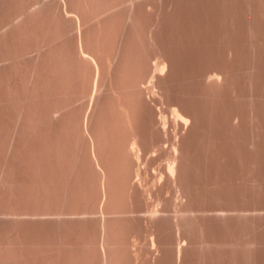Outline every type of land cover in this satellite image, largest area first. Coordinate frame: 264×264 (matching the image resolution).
<instances>
[{"label":"rangeland","instance_id":"obj_1","mask_svg":"<svg viewBox=\"0 0 264 264\" xmlns=\"http://www.w3.org/2000/svg\"><path fill=\"white\" fill-rule=\"evenodd\" d=\"M141 1L138 0V2H141ZM146 2H147V0L145 2H143L144 5H143V3L141 4L143 8L146 9V6H147V8L149 9L151 7L149 4H153L154 6L152 5V7L156 6L157 9L155 11H157V12L154 13L153 9H155V8L151 7L152 9L151 8L150 9L153 11H151L148 14H145L144 10L141 11V7H140L141 5L139 3H137V4L140 6H138V9L136 7V9L140 10L141 12H144L143 15H147L144 17L140 16L141 19L144 18L145 22H146V20H148L149 23H154L155 25L157 24V27L155 29L157 36H156V33H154L155 34L154 35L152 32H150L151 31L150 27H149L150 24L147 22L142 23L141 21H144V20L140 19L141 21L139 20V22L142 23V24L140 23V26H142L143 24L144 25L146 24L145 26L146 27L148 26L149 30H150L149 31L148 28H146L143 25V27H145V29L143 28V31L148 30L147 33L144 32L145 34H148V35H143L142 33L141 34L144 37L147 36L146 38H148V39L151 36L150 38L152 40H150V39H149L150 41L148 40L149 41V44H147L148 46L146 45V43L148 42L147 41L145 43L146 47L144 46L143 42L140 44V45L143 44V46L138 47L139 46L138 42L140 41V38L141 37L143 38V36L139 32L141 27L139 30L136 28L140 35H138V33H136L137 31L135 32L138 35L137 38L139 39V41H135V38H136L135 35L136 34L135 35L132 34V32H133L132 30L135 27L132 28V26L129 25L130 28L128 26H127V28L132 29L131 31L129 30V32H131V33L128 32L129 36L130 35L135 36V37H131V36L130 37L134 38L133 42H135V44H138V46H136L133 42L131 43L130 40H129V43H131V45L134 44L133 47L136 46L138 48V52L140 51L139 55H142L144 57V59H142V60L143 61L148 60V63L152 61L151 63L154 64V62L155 63L158 62L162 57H163V59L165 57L166 58L168 57L170 63L168 62V58H167V60L165 58V62L169 63L168 68L169 67L170 68H169L168 73L166 72V74H167V75H165L166 77L165 76H164L165 78L162 77L164 80L161 78V80H163L162 81V85L164 86L163 90H160L158 87V85L160 86L161 84H157L158 88L156 87L157 88L155 90L156 94L154 93L155 92L154 90L147 89V91H146V89H145L144 93H146L149 96V98H148V96L145 95L147 98V102H145V101L144 102H145V104L147 103L148 105L145 106V109H143V106H142V108H140L142 110H139L140 113H138V114H141V111L145 110L143 112V114H145V115H143L142 117L139 115L137 116V117H140V118H137V121L139 119L138 123L140 125V128H139L140 130L139 129L137 130V128L139 126L138 124H136L137 121L134 122L137 126L136 131L137 132L139 131L138 133H141V136H142L141 139H143L142 141L144 142L141 144L148 145L147 151L143 154V151H145V150H142V152H141L142 154L140 155V157H138V155L135 152H133V153L128 152L129 153L128 155L126 152L124 154H126L127 157L124 155L123 157H126V158L124 159L125 161H122L123 163L126 162L125 165L130 164L129 166L131 167L130 174L132 173L133 180L130 177L131 181L128 180V182H131V183L134 182V184L132 183L133 184L132 187H134L135 183L138 180H140L139 181L140 184L137 183V185L141 190H142V188H144L146 193L141 191L139 188H135L137 186H135L134 189L130 188L128 186V184H130V183H128L126 185L130 188V191L135 190L134 192H132V194L137 191V193L134 194V197H133V195H131V192H129V194L132 197L131 196L128 197L127 196L128 191H126V192L124 191L125 188H127V187L124 185V187H125L124 188L121 185L124 183H127L128 178L126 179L125 177H127V175L129 174L128 173L129 171L128 172L126 171L125 165L123 163L122 164L124 166L119 164L121 166L119 168L118 167L116 168V169H119L120 171L125 170L124 174H126V176L124 175L125 176L124 177L122 175L123 179H125V182L124 183L121 182L122 180L120 178L119 179L121 181L118 178H117V180L120 181L119 182L121 184L120 187H123L122 189L125 192L124 196L125 197L127 196L126 197L127 199H125V200L123 199L124 196H122V195L124 192H122L121 193L122 195L121 194L120 195L123 198L121 196L119 197V199L122 198V199H120L121 203H119V200H118L119 194H117V191H116L117 195H115V193H114L113 196H111V200L115 196L114 199L116 201L118 200L117 201L118 204L119 205L121 204L122 206H127L128 204L134 203V206H132L133 204L130 207L127 206L128 207L127 209L129 210V208H130V210H131V208H134V210L138 211L139 215L138 214H137V216L133 215V214L137 213L136 211H135V213L130 212V214H131L130 216H134V218L130 217V216L128 217L126 215L127 216V217L125 216L126 220H124L125 214H123V219L122 218H121L122 220L119 219L121 222H118L119 220L116 221L117 223L114 222L117 217L113 221L114 224L110 222L112 225L116 224V226L118 227V229L116 228V230L117 231L119 230V232H116L119 234V236H117L118 234L116 235L114 233L116 236L112 235L111 239L113 236L116 237L115 239L112 240L113 243H115L114 240H117L119 242L118 239L122 238L121 243L119 242L120 245H122V246H121V249H119V250L113 249L112 250V251H114L113 255H112L111 251H109V254L111 256L115 257L116 253L121 250L122 255L120 254V252H118L117 257L118 256H122V257L121 258L118 257V259L121 261H119L117 259L120 263H115L118 261L111 263L112 261H114L116 259L113 260L114 257H111L109 255L110 259L112 260L111 262L109 260V263H111V264H264V0H148V2H147L148 5L146 4ZM148 9H146V10H148ZM0 11H3V7H2V10L0 7ZM148 11H150V10H148ZM148 11H146V12H148ZM2 14H4V13L0 14L1 17H2ZM139 15H142V13L141 14L139 13ZM145 17H147V18L145 19ZM52 23L53 22L51 21L50 26H52L51 25ZM54 25L52 26L53 27L52 29H55L57 27L56 23H54ZM153 26L154 25H151V28H153ZM154 28H155V26H154ZM154 28L152 29V31L154 30ZM125 30H122V32H124ZM17 31H18V33L21 32L19 29H17L16 32ZM125 32L127 33V31H125ZM149 32H150V34L152 33L154 36L157 37V38L154 37L155 39H157V42H156V40L154 41V38H152L153 37L152 34L149 36ZM22 33H23V35H22L23 41L21 40V38H22L21 36L17 37V35H21ZM128 33H127V35L126 34L125 35L128 36ZM122 34H124V33H122ZM17 35H16V37H17L16 40L19 39V41L21 40L22 43L23 42L25 43L24 40H26L25 39L26 36H24L25 35L24 30L20 34H17ZM125 35H123V36L125 37ZM27 36L29 37V35H27ZM129 36L125 37L124 40H126V39L128 40ZM139 36H140V38H139ZM19 37H21V38H19ZM146 38H143V40H147ZM28 39L26 41H28ZM2 40L3 39H1V42H2ZM109 40H112V39H109ZM109 40H108V43L110 42ZM131 40H133V39H131ZM143 40L141 39V41H143ZM152 41L154 43L156 42L155 43L156 46H155V44H153ZM3 42L5 43V41H3ZM16 42L17 41L14 42L16 44L15 46H17V44H18ZM30 42H31V39L29 42H26L27 44H25V45L28 46L29 45L28 43H30ZM127 42L128 41H126L125 43L127 44ZM104 43L108 44L106 41ZM111 43H112V41H111ZM111 43H109L108 45L110 46ZM20 44H21V42H19V44H18L19 47L22 45V44L21 45ZM3 45L4 44L1 45V48H4V47H2ZM104 46H106V45L104 44ZM19 47L17 48L18 51L21 48V47L20 48ZM108 47H106V49ZM127 47L128 46H126L125 48H127ZM133 47H131V48H133ZM136 47H135V49H137ZM24 48H26V47H24ZM113 49H114V46H113V48L111 47L110 49H107L106 51H108V50L112 51ZM135 49H134V52L136 51ZM158 49H159V51H158ZM14 50H16V49H14ZM0 51H3V50L1 49ZM4 51L5 52L7 51V45H6V48L4 49ZM18 51L17 52L14 51V53H19ZM128 52H130V50ZM138 52H137V54H138ZM158 52H160V53L163 52L164 55H159ZM2 53L0 52L1 55L6 54V53H3V54ZM20 53L22 55L23 52L21 51ZM129 54L130 53H128L127 56ZM131 54L136 55L133 52ZM139 55H138V58L139 57L142 58V56H139ZM17 56L13 55V57H17ZM19 56H20V54H19ZM160 56H162V57H160ZM21 57H23V56H21ZM21 57H18V59L20 58L23 60V58H21ZM135 57H137V56H135ZM129 58H131V56ZM18 59L17 58L14 59L15 63H17ZM20 59L18 61L19 63H20ZM27 59H28V57H27ZM27 59L25 58L24 60H27ZM131 59H133V58H131ZM163 59H161V60L164 61ZM22 60H21V63L24 61V60L23 61ZM135 60H136V58H135ZM137 61H139V60H136V64H138ZM30 62L32 63V61H29V63ZM139 62H141V61H139ZM144 62H145V64L147 63V61H144ZM23 63L26 65L25 61ZM151 63H149L148 65L147 64L143 65L142 67L146 66L145 68H147V66H150ZM136 64L134 67H136ZM142 64H143V62H142ZM6 65L8 66V64H5V66ZM1 66L4 67V65H2V64H1ZM16 66L18 68H16ZM138 66H139V64L137 65V69H139ZM21 67L19 64L18 65L15 64V68L17 70L19 68L22 70H24L26 68V66L24 68V65H22ZM142 67H140L139 70H141ZM152 67H153V65H152ZM10 68L12 69V67H9V71L11 73L12 71L10 70ZM2 69H3L2 72L4 74H6L4 72V70L7 71L8 68H7V70H6V68H1V70ZM137 69H136V72L138 71L140 74L142 71H139ZM147 69H145V70H147ZM149 69H151V70H149ZM149 69H148L149 71H147L146 73H150L152 75V73H151L152 68L149 67ZM22 72H19V70H18L17 73L22 74ZM131 72H132V70H131ZM134 72L135 71H133L132 74ZM136 72L134 74H137V76H139L138 78L144 79V78H142L141 74H140L141 75L140 76ZM217 72L220 73V76L217 75V77H219V79L222 77V79L217 80V77L214 76L215 74H217ZM10 73L8 72L9 76H8V74H7V76L12 78L13 76ZM23 73H25V71ZM4 74H2V76ZM142 74H145V73H142ZM0 75H1V73H0ZM151 75L148 76V79L150 78ZM4 76L7 77L6 75H4ZM145 76L146 75H144V77ZM210 76H214L211 78L212 82H213V78H216V79H214L215 80L214 82H219V81H221V82H219V83L213 82L214 85L215 84H218V85L217 86L216 85L210 86L212 84V82L209 81ZM3 77L0 78L1 79L0 81H2V82H3L2 79H5V77L4 78ZM8 77L6 78L7 80H8ZM146 78H147V76L144 79V81H145L143 83L144 86L145 85L148 86L150 79H151L150 78L149 80L146 81ZM13 79L16 80V77H13ZM15 80H12L14 86H15V84H14ZM158 81H160V79ZM158 81H157V83H158ZM208 81L211 83L210 85H209ZM2 82H0V84ZM5 82H7V81H5ZM15 82H17L16 83L17 86L20 85L17 80ZM5 84L7 85L8 83H4V85ZM6 85L4 86V88H6ZM163 86L161 87V89L163 88ZM1 88H2V90L4 89L3 83H2ZM146 88H148V87H146ZM4 90L2 91V93L1 92L0 93H1V95L3 94V92L7 93L5 95L3 94L4 96H7V98L4 96L3 97L5 98V100L6 99L9 100V98H8V96H9L8 91L9 90L8 91L7 90L4 91ZM152 91H154V92L152 93ZM19 92H20L19 94L23 95L22 93L24 91L20 90ZM62 97L66 98L67 96L65 94V96H62ZM68 97L70 99L71 96L68 95ZM10 100H12V99L10 98ZM68 101H70V100H68ZM6 102L8 103V101H6ZM16 102L20 103V101H18V99L15 100L14 104L12 102L11 103L9 102V103L12 105H17V104H15ZM44 102L45 101H43L42 103H44ZM4 103H5V101L0 104V108L2 106H4V109H1V111L4 110L3 113H4V115L7 116L8 112L11 111V109H12V105H9V103L8 104L5 103V105H2ZM42 103L40 105H43ZM81 103H82V101H81ZM45 104H46V102H45ZM8 105L10 106V108H8ZM19 105H20V107L22 106V104H19ZM19 105H17V107H19ZM77 105L79 106V104H77ZM17 107H15V108L13 107V108L18 110ZM20 107H19V110L21 112L22 107L21 108ZM40 107L42 108L44 106H40ZM174 107L175 108L178 107V109L181 108L180 109L181 111L184 110L183 112L186 111L188 113V114H185V113L184 114L189 115L188 117L190 119V124H191V125L189 124V127H184L182 125L177 126L178 124L175 126L176 122H174L175 118H173V115L175 117V114H174V112L172 113V111H174L173 110ZM41 108H39V109H41ZM8 109H10V110H8ZM14 109H12V110H14ZM43 110L46 113L47 110H45V109H43ZM43 110H40V111L43 112ZM40 111L38 110V113ZM12 112H13V114H12L13 116L17 115V113H18V112L14 113V111H11L10 113H12ZM77 112H78V109H77ZM79 112H81V111H79ZM159 113H160V116L162 113L163 114L165 113L168 117V126H167L168 129H167V131H165V133H167V134L163 133L164 130L162 132H159V130H162V129L157 128V127H156L157 128L156 129L154 126L156 124L152 123L153 120L151 122V119H153V118L155 121H156V118H157V121L159 120L158 119L160 117L158 115ZM46 114H45V116H46ZM153 114L154 115L156 114L155 117H152ZM2 115L3 114L0 115V119H1ZM4 115H3V117H4V120L6 122L4 121L2 126H0V129L3 126L5 127L4 124L5 123L8 124L11 121V119L13 118L12 115L10 117L7 116L11 119H8ZM8 115H10V114H8ZM41 115L43 116L44 113ZM19 116L20 115L18 114V116H16V117H19ZM42 116H40V117H42ZM16 117L14 116V118H13V119H15L14 121H16V119H19L20 123H22L21 122L22 120L20 119V117L19 118H16ZM67 117H68V115H67ZM67 117L65 116V119H63L64 121H62V122H61L62 119H59V120L57 119L58 121L57 120L53 121V124H52V120H54V119H52V120L50 119L51 121L49 120V122H45L46 120L42 119L45 117H42L41 119L43 120V123L40 122L39 128H37V125L35 126L37 128V130L33 129L36 132H44L43 134H45V135L46 134L51 135L50 137H52V140H53V138L55 140L58 139L56 141H58L57 143L60 145V149L57 148V146H58V145H56L57 143H55V145L50 144V146L53 147V151L51 150L52 154H51V152H49V151L48 152H49V154H51L50 157H55V158L57 157L58 158V160L53 159L54 161L56 160V162H57V165H55L56 162H55V164H53V166L54 165L56 166L55 167L56 169L50 170V171L54 170L56 173L51 172L52 174L50 176H52L53 174H55V175L58 174L59 177L57 175L56 176L58 177V179L60 178V180H58V181H61V184L59 183L60 185H58V187L56 188L57 191L54 189L55 188L54 187L55 185H54L53 190L56 191V196L58 195L61 197V195H62V199L59 200L60 202L59 201L50 202L51 198L57 200V197H58L57 196L56 198H53L55 196H53V194H51L52 193L51 192L52 191L51 186L53 184H55V182L57 181V177H55L54 175H53V177L56 178V181H55V178H53L55 182H53L52 185H50L48 182L51 189L49 188V190H47V192L51 190L50 191L51 198L49 199L48 197H50V195L48 196V194L47 195L45 194L41 200L42 193L38 196L36 194V192H39L36 186H38L40 184L42 185L43 183H46L45 182L46 181L45 176L50 173L49 169L47 168L48 169L47 170L45 168L47 170V171L45 170L47 174L45 173L43 175V171L41 169V168L45 167L44 165H45L47 158L49 156V154L47 155V153H45L47 150H49L48 149L49 146L47 148H43V146H47V145H49L48 143H52L53 141H55V140H53L52 142H50L51 140H47L49 142H47V145H45L43 142L46 140V138L47 139L49 138V137H47L48 136L47 135L46 138H44L45 140L42 139V143H41L42 149L43 150L46 149V151L44 150L45 151L44 153L46 154V156L43 154L46 159L44 158V156L43 157L42 156L40 157V155L36 156L37 157L36 159L42 158L41 160H43V161L45 160V163L41 162V164L44 163V165H41L42 166V167L40 166L41 168L38 167L42 171V176H44V178H42V179H44V180L40 179L39 176H36V175H38V172H39L38 169L36 168V166H37L36 164L39 163L38 165H40L41 160L39 162L37 161L38 163L33 162V165H31V167H30L29 166L30 162H28V160H27L28 159L27 157H29L30 155H28L26 153L28 156L25 155L26 156L25 157L23 155L25 152L22 154L26 158V161H27V163L25 162L26 164L23 162L26 165V168H25L26 173L22 172L23 170L20 169V173H19L20 178L19 179L23 180L24 178L21 176L26 175L25 179L27 180V182H26L27 188L24 185L25 182H23V184L21 183L22 180L20 183L23 185V190H20V189H22V188H20V186H19V188L17 187L18 184H20V183H17L16 187L20 190V192L25 190L24 192L26 193V195L23 193L21 195L20 192H19V195L21 198H22V196L23 197L26 196V198H22L23 200L22 199L20 200L19 199L20 197H18L17 199L14 198V196L12 197V198L16 199V201H18V202L14 201V204L16 206L19 204L18 208L21 205L26 206V207H20V209L18 210L19 212H23V210L21 211V208L22 209L26 208L30 212H32L33 214L35 211L40 212L38 210H41V209H42L41 211L43 212V211L47 210L48 207H49V209L53 208V210L54 209L57 210V208H58V210H62V209L64 210L65 207L62 204L64 203L63 199H65V198H63V194H64V197H66L65 195L67 193H68L67 197H69V193H70V194H72L71 196L73 197V199L67 200L66 202L70 203V205L73 204L74 209L77 208L80 210V212H83L86 210L89 211V208L91 209L94 206H95L94 208H96V204H95L96 202L95 201H96L97 197H95L96 196L95 192H97L96 187L98 186V184L96 187L93 185L95 187L94 188L91 185V183L93 181L92 177L94 178L93 174L95 175V177H97L98 175L95 174L94 171H93L94 173H92V171H91V170H93L92 165H90V167L92 169H90V167H89V164L92 163L91 157H89L90 159H87L88 157H87L86 153H84L85 152L84 149L86 148L87 144H84L85 139L83 136H82L83 138H81L83 141L80 139V136L82 135V133L78 132L79 131L78 128L80 126L79 125L80 123L79 124H77L75 122L73 123L72 121H75V120H72V119L71 120L67 119V120H69V121H67L66 120ZM68 118H70V117H68ZM13 119H12V121H13ZM41 119L39 121H41ZM46 119H47V116H46ZM48 119H49V117H48ZM148 119H149V123H147ZM8 120H10V121H8ZM24 121L25 120L23 119V122ZM39 121H37L36 124L39 123ZM150 122L152 124H154L152 127H153V129L155 128L156 130L153 131L152 129H150V128H152V127L148 126V124H150ZM16 123H18V122H16ZM25 123H26V125L29 124L26 121H25ZM25 123H23V125H22L23 127L21 128V130L26 127V126H24ZM156 123L160 124V120ZM30 124H31V122H30ZM118 124L120 126H123V125H121V123H118ZM152 124H150V126ZM18 125L19 124H17V126ZM125 125H128V123H125ZM125 125L123 127H121V129L123 128L122 130H125V132L120 130L121 131V133H120L118 130L120 128H118L117 129L118 131H116V132H119L121 134V135L118 134V136L120 135L119 136L120 138L125 133H128V135H129V132L126 131V129L124 128V127L128 128ZM10 126H12V125H9V127ZM14 126L19 129V127H17L14 122H13V126L11 127V129ZM28 126H27V128H29ZM108 126H106V127L108 128ZM110 126H109V128H110ZM180 126H182V128ZM114 127H115V125H114ZM158 127H160V126L158 125ZM16 128H15V130H16ZM11 129L10 130L7 129V134H8V131L11 132ZM80 129H81V127H80ZM12 130H14V129H12ZM15 130L13 133L14 135H15L16 131H19V133H17V132L16 133L22 136L23 133L22 134L20 133V132H22L20 129L16 130V131ZM107 130H108V132H110L109 129H107ZM114 131L115 130H112L111 132L113 133ZM0 132L4 133V132H6V129L3 128V129H1ZM27 132H25L26 135L28 134ZM29 132H31V131H29ZM108 132H106L107 135L109 134ZM35 133L33 131L31 132L32 138H30V139H32V140L34 139ZM78 133L81 135H79L77 137ZM112 133H111V135L114 138L115 133L114 134H112ZM13 134L11 133L10 135L12 136ZM37 134L41 135L42 133L41 134L37 133ZM177 134L179 135V139L181 140V143H180L181 146H180L179 152H181V154H182V155L180 154L182 156V158H180V160L182 159L181 163H180V165L182 164V167L180 166V168L182 170L180 171V169H179L181 182L179 185L175 182V186H174V183L172 185V182L168 178V176H166V178L170 182L167 179H165L164 177H162L164 179H161L159 177L165 176L164 174L167 171L166 165L168 164L167 161L170 160V159H168L170 157L169 154L173 153L172 149H171L172 147L170 145L178 137ZM6 135L4 133L0 137V139H2L3 137L6 138L5 137ZM10 135L9 136L7 135L8 139H10L9 138ZM19 135L16 136L17 139H18V137H20ZM39 135H36V136L40 137ZM174 135H176V136H174ZM28 136L23 135V137L20 138L21 141L24 142V145L22 146L23 148L26 147L25 144L27 142V139H29V137H30V136L29 137ZM44 136H42V138ZM110 136H108V137H110ZM112 136L110 137L111 139H112ZM124 136H125L124 139H126V134ZM129 136H128V138H129ZM16 137H11V139L14 138V140H15ZM24 137L26 140L23 139ZM38 137L35 138L36 140L34 139L33 146L40 147L39 146L40 144L36 145L37 143L41 142V139ZM115 137H116V134H115ZM4 138H3V140H4ZM37 138H38V140L39 139L40 140L37 141ZM110 138H109V140H111ZM128 138H127V142L129 141ZM115 139L116 138L113 139L114 142H116ZM124 139L121 138L122 141L119 140V142H118L119 145L123 142ZM19 140H18V142L20 143ZM32 140H30V141H32ZM103 140H105V138ZM107 140L108 139H106V141ZM113 141L111 140V142H113ZM142 141H140V142H142ZM107 142H106V144H108ZM114 142H113V144H115ZM125 142H126V140H124V143ZM127 142H126V144H127ZM34 143H35V145H34ZM102 143H103V141H102ZM124 143H122L121 145H125ZM110 144L113 145L112 143H110ZM27 146L29 148H31L32 147L31 142H29V144ZM84 146H85V148H84ZM2 147H3V149L7 147V139H6V145L3 143V145H1V147H0V150H3ZM41 147L39 148L40 151H41ZM106 147H108V146H106ZM147 147H144V148L146 149ZM55 148L58 149V151L60 150V153L58 152L56 154V156H55V152L57 150ZM25 149L20 150L21 153H22V151H25ZM35 149L33 150V147H32V150L34 152L38 148L36 150ZM39 149H38V151H39ZM61 149H62V152H61ZM141 149H142V147H141ZM32 150H27V151H32ZM154 150H155V152H154ZM5 151H7V153L8 152L13 153L12 156L15 153V151L12 149H11V152L9 150H7V148ZM12 151H14V152H12ZM33 151H32V153H33ZM170 151L172 153H170ZM1 152H2V156H0V161L3 160V159H1V157H3V155L7 154L6 152L4 154H3V151H1ZM19 152H18V154H21ZM28 153H30V152H28ZM32 153H31V155H32ZM36 154H37V151H36ZM53 154H54V156H52ZM58 154L60 157L57 156ZM116 154H118V153H116ZM120 154H123V153H120ZM132 154L136 155L138 158ZM16 155L17 154L15 153V155L13 157L16 158L17 157ZM88 155H90V154H88ZM108 155H109L108 157L112 156V154L111 155L108 154ZM23 156H21L22 158L21 157L19 158V156H18V159L20 160V162H21V159L24 158ZM116 156H118V157H116ZM116 156L112 157L114 162L113 163L110 162V164H112V166H114V167H116L118 165V163L120 162L119 161L120 155L118 154ZM172 156H174V154ZM7 157H8V155H7ZM7 157H4L3 164H6L5 161L8 162ZM34 157H35V155H34ZM123 157H121V159H123ZM8 158L9 159L11 158L10 155ZM12 158H11V161H12ZM110 158H109V160H110ZM112 158H111V161H113ZM18 159L14 161L15 164H17V162L20 163L18 161ZM34 159H32L30 161H35ZM50 160H52V159H50ZM89 160H90V163H89ZM106 160H108L107 156H106L105 161ZM109 160H108V163H109ZM115 161L117 163L116 166L114 164ZM9 162H10V160H9ZM50 163H52V161ZM106 163H107V161H106ZM7 164H9V165L13 164L14 166H12V167H14V168L11 167L12 169H16V167L18 169L20 168L17 165L15 166L14 163H12V164L7 163ZM20 164L22 165V163H20ZM20 164H18V165L20 166ZM24 164H23V167H25ZM92 164H94V163H92ZM6 165L4 166V165H2V163H0V168L3 166L2 169L5 167L4 170H7V171H9V173H12V172H10V170L8 168L6 169V167H7ZM46 165H47L46 167H49L52 164H46ZM109 165H108V169L111 168V170H112V166L111 165L109 166ZM114 167H113V169L115 170ZM132 167H134L136 169H134ZM51 168H53V167H51ZM121 168H124V170H122ZM22 169H24V168H22ZM31 169H33V171H31ZM133 169L137 172H135ZM97 170L98 169L96 168V171ZM111 170H110V172L114 171V170H112V171ZM12 171H14V170H12ZM35 171H37V174L34 173ZM57 171H58V173H57ZM118 171L117 170L114 171L115 174L113 173L114 175L112 174V176H118L119 175ZM2 172L0 170V173H2ZM4 172L2 173L1 177L8 174V172H7V174H4ZM17 172H19V171H14L11 174V176H13L14 173L16 175H18ZM21 172L23 175H21ZM134 172L136 173L137 176L134 174ZM40 173H39V175L41 176ZM96 173L99 174L100 171L96 172ZM162 173H164V174L162 175ZM181 173H182V175H181ZM109 174H111V173H109ZM120 174H122V172H120ZM166 175H167V173H166ZM50 176H48L47 179H49ZM9 177H10V175H9ZM9 177H7V178H9ZM37 177H39L40 182L41 181H44V182H41V183L39 182L40 183L39 184L38 179H36ZM69 177H72V179ZM98 177H100V176H98ZM128 177H129V175H128ZM14 178H16V177H14ZM14 178H12L11 180L8 179L10 181L9 183H11L12 180H14ZM17 178H18V176H17ZM182 178H183V180H182ZM5 179L6 178H4V180ZM19 179H17V180H19ZM69 179H71V180H69ZM0 180H2V179H0ZM6 180L4 181V183L8 182V180L7 181ZM17 180H15L14 182L16 183ZM36 180H37V182H36ZM52 180H51V182H52ZM74 180L76 183L73 182ZM98 180H99V178L97 179V181ZM135 180H137V181L135 182ZM159 180H161L160 183H158ZM162 180H163V183H162ZM28 181H29V183H28ZM68 181H70V182L68 183ZM94 181L92 184L96 185V183H94ZM112 181L113 182L115 181L113 179V177H112ZM183 181L185 182V185L182 184ZM0 182H3V181H0ZM14 182H12V183L14 184ZM99 182H97V183H99ZM117 182L115 184L113 183L114 184L113 187L115 185L118 186L119 183L117 184ZM167 182H169L171 184H169V183L167 184ZM9 183H5L6 184L5 187H4L5 184L4 185L0 184L1 187L3 186L2 190L10 189L11 187L16 188L13 184L10 185L11 187L7 186ZM56 184H58V183H56ZM67 184H68V187H67ZM141 184H142V186H139ZM181 184H182L183 188H184V186L186 187V190H185L186 192H181L182 188L181 189L176 188V187L180 186ZM86 186L89 188H86ZM182 186H180V187H182ZM39 187H40V192H41V190L42 191L45 190L44 185H43L44 189H42V186H39ZM189 187H190V189H189ZM46 188H47V185H46ZM98 188H99V186H98ZM118 188H119V186H118ZM129 188H128V190H129ZM138 189H139V191H138ZM13 190L14 189H12L10 191H13ZM87 190H89L90 195L92 193L95 196L93 197V195H92L91 197H93V198H91L90 195H88ZM115 190H114V192H115ZM176 190H177V192H176ZM188 190H191V194H189L191 196L190 197L191 199L187 198L188 200H190L189 202H188V200H185L186 196L188 194H184V193H190V192H187ZM6 191L4 193H6ZM10 191H8V193H10ZM93 191L95 194L93 193ZM118 191L121 192V190H118ZM183 191H184V189H183ZM14 192H11L12 195H14ZM16 192H15V194H16ZM44 192L47 193L46 191H43V193ZM99 192H101V191H98V193ZM120 192H118V193H120ZM2 193H3V191H2ZM2 193L0 194L1 195L0 201H3L1 203H3L5 207H7V206L9 207L10 204L11 205L13 204V202H12L13 199L10 196L11 194H7L6 197H7V199H9V201H7L6 199H4L6 197L4 195H2ZM8 195H9V197H8ZM16 195H18V192ZM100 195H98V197ZM189 195H188V197H189ZM2 196H4V198H2ZM71 196H70V198H71ZM38 197H40V199ZM116 197H117V199H116ZM94 198H96L95 201H94ZM128 198L129 199L135 198V200L132 201L133 200L132 199L131 200L132 203H130L131 201ZM66 199H68V198H66ZM98 199H97V203L99 202ZM158 199L160 201H158ZM99 200H101V199H99ZM122 200H124V201H122ZM177 200L182 201V202L184 200L183 205L186 202V205H184V207L181 204H179L183 208H186V209L189 208L190 210H191V208H193L194 211H198V212H196L195 216H194V214H189L193 210H191V211L189 210L190 212L188 213V211H187V213H186V209H185V212L182 214H186V215L189 214V215L184 216L187 218L186 219L187 221L185 219H182V217H180L181 212L179 213L180 215L178 214V212L176 213L177 208L174 207V206H177V207L179 206L178 204H176V203H179V201H177ZM41 201L44 205H42L40 203ZM113 201L114 200L111 201L112 205H113ZM116 201H114V203ZM16 203H18V204H16ZM116 203H115V205H117ZM3 204H1V205L3 206ZM65 204L66 203H64V205ZM98 204H100V202ZM1 205H0V207H1ZM38 205H39V208L37 209ZM70 205H69V208H71V206H72V205L71 206ZM60 206H63V207H60ZM67 206H68V204H67ZM67 206H66V208H67ZM181 206H179V208ZM13 207H14V205H13ZM13 207H9L8 211L4 207H2V208L5 209V212L6 211L9 212V211H11L10 208H12V210H14ZM42 207H44L45 209H43ZM59 207L62 209H59ZM97 207L100 209L99 205ZM112 207H114V206H112ZM182 207L180 208V210L183 212L184 210H182ZM73 208H71V209H73ZM85 208H88V209H85ZM94 208L91 210H94ZM1 209H0V212H2ZM49 209H48V211H49ZM83 209H85V210H83ZM117 209H120V208L118 207ZM127 209L124 211H128ZM154 209H156V210L159 209V210H157V212L159 214H157V212H156L157 215H156L155 219H152V217L154 218L155 213L149 219L148 217L150 216V212ZM164 209L166 212L163 213ZM95 210H97V209H95ZM215 210H216V212H218L217 210H219V212H218L219 215H217L218 213H216ZM29 211H27V213ZM48 211H46V212H48ZM75 211L78 212V210H76V209H75ZM95 212L98 213V210ZM99 212H100V210H99ZM147 212H149V213H147ZM32 213H30V214H32ZM127 213L129 214V212H127ZM151 213H153V212H151ZM175 213L179 216V218L182 219L183 222L185 221V222L189 223V221L191 222L194 219V222L192 221V223H194V224L191 223V225H190L191 227H194V230L190 229L191 227L189 225L186 226V224H187L186 223L185 225L183 224V226H185V229L182 232V230H181L182 225H181V223H180V225L178 224L179 223L178 221H180L181 219L178 218L176 221V217H178V216H176ZM1 214H0V245L3 244L2 247H4L5 244L8 245V248H10L9 250H10V253H12V255H9L10 254L9 250L7 253V251H6L8 249L7 246H6V248L4 247V249H6L5 250L6 252L3 250V248H0L1 251L2 250L4 251V252L0 251V255L6 256L7 260H8V257L10 258V256H12L13 258H14V256H16V258L19 257V259H22V257H23L24 258V259H22L23 262L28 260L26 262L27 264H104V261L100 262L101 260L99 258V252H101L100 253V255H101L102 251H99L101 249H98L97 244L100 247V245H99L100 242H98V243L96 242V246H95L97 248V250H95V251H99L98 254H97V252L95 253V251H92L94 253L90 252L91 247L94 246V244H95L94 241H99L98 240V237H99L98 236V233H99L98 230H100L101 227L100 228L98 227V223L100 222L99 220L101 219V215L97 214L100 218L99 220H98V216L95 213V215H90L91 217L88 215L90 218H88V217L87 218L86 217L81 218V217H83V215L81 214L82 215L81 217L79 215V216L74 217L72 219H68V218L65 219L64 218L65 220L63 219L62 221L58 220L59 218L53 219L51 216H50V218H52V219H50V218L48 219L46 216L43 218H47V219H40L39 218L37 220H34L37 217L34 218V216L30 215L34 219L33 218L30 219L28 216L29 220L28 219L25 220L26 218H24V219H21L22 222L19 219H18L19 222H17L18 220L15 221L16 219L14 217L9 216L11 219H13V218L15 219V220L13 219L15 221L14 222L13 220L11 221V219L6 217L7 216L6 214H4V215L3 214L1 215ZM92 214H93V212H92ZM159 215L161 217H159V219H157V216H159ZM190 215L194 216V217H192V220H190L191 217L188 220V217ZM121 216H118V218ZM123 220H124V222H123ZM182 221H180V222H182ZM175 223L178 224L177 226H179V228L181 227L177 231H176V229L178 227H176ZM116 226H114V227H116ZM159 229H160V231H159ZM189 229L191 231L193 230V232H192L193 237L191 236V233H190V236H188ZM157 230H158V232H156ZM100 232H101V230H100ZM176 232L177 233L179 232V233L176 234ZM152 233H155V235H154L155 238H158L157 233H160L159 237L161 236L159 238L161 241L160 242L161 245L158 244L159 241H157V245L161 246L162 248L157 247L158 250H156L157 248H155V253L157 252V254L159 253V255L152 253V252H154V251H152L153 248L150 245V242H151L150 239L152 238ZM99 235H101V233ZM176 235H179L178 238ZM181 235L188 236V237L182 236L184 239L186 238L187 240H188V238H193V242L191 241V246H190V243L188 244V242H186V249H185L186 251L184 250V248H185L184 247L183 251L185 253H182V255H184V256H183V259L180 260L178 258L177 253L175 255V252L177 251V248H178L177 245L181 241L183 243H184V241H187L186 239L185 240H183V239L179 240ZM87 239L88 240H90V239L94 240L93 245H91L92 243L89 244L90 241H88V242L86 241L88 243L87 247L89 246L88 248H90L89 250L87 247H85V245L87 243L84 242ZM100 239H101V236H100ZM159 239H157V240H159ZM73 241H74V246L70 245V244H72ZM21 242H24L25 246L23 245V247L25 249L24 248L22 249V245L20 246ZM119 243L118 244L115 243V245L118 246V248L120 247ZM83 244H85V245H83ZM115 245L113 248H116ZM149 245L151 247H149ZM70 246H71V248H70L71 252H69V248H68ZM127 246L128 247L130 246L129 248H131V249L128 250L126 248ZM72 247H73V249H72ZM175 247H176V251H175ZM118 248H116V249H118ZM122 248H124V249L122 250ZM21 249L23 250L24 254H25V251L28 253V254L26 253L27 256H24ZM125 249H126V251H125ZM133 249L134 250L137 249V253L139 250V253L136 254V250L134 251ZM160 249H161V251H160ZM115 251H117V252L115 253ZM68 252L71 254H69ZM13 254H16V255H13ZM70 255L72 257H69ZM137 255H139V257ZM176 256H177V260L179 259L178 261H180V262H178L176 260ZM1 257H0V259H1ZM26 257H27V259L25 260ZM100 257L102 258V255ZM74 258L76 259V261H74ZM19 259H18V262H19ZM5 260L6 259H4V261ZM16 260L17 259H15L14 263L16 262ZM10 261L13 264V260H9V262ZM9 262H6V263L10 264ZM21 262H19L18 264H21ZM0 264H5V263L4 262L2 263V261H1ZM15 264H17V263H15Z\"/></svg>","mask_w":264,"mask_h":264},{"label":"bare ground","instance_id":"obj_2","mask_svg":"<svg viewBox=\"0 0 264 264\" xmlns=\"http://www.w3.org/2000/svg\"><path fill=\"white\" fill-rule=\"evenodd\" d=\"M141 1V0H140ZM146 0H142L141 2H138V0H0V7H1V10H2V7H3V11H0V14L1 13H4V14H2V17H1V15H0V50L2 49L3 51H0L1 53L3 52V53H6V54H4V55H1L0 54V67L1 68H6V70H7V68H8V70L7 71H5L4 70V72L6 73V74H4L2 71H3V69L1 70V68H0V73H1V77L0 78H2L4 75H6L7 76V74H8V72L10 73V71H9V67H12V69L10 68V70L12 71L10 74L13 76V77H16V80L19 82V84L20 85H16V83L17 82H15L16 80L15 79H13V77L11 78V77H8L9 76V74H8V80L6 79L7 77H5V79H2L3 80V82L2 81H0V82H2L3 83V88H4V86L6 85H4V83H8L7 85H6V88H4L5 90H9L8 91V98H9V100H5V98L4 97H6L7 98V96H4L5 94H7V93H5V92H3V94L1 95V93H2V91L4 90H2V83L0 84L1 86H0V100L2 101H0L1 103H3L4 101H5V103L6 104H8L9 102L11 103H13L14 104V102H15V100H17L18 99V101H20V103L19 102H16L15 104H17V105H19V104H22V108L20 107V105H19V107L22 109L21 110V112H20V110H19V107H17V105H12V104H10L9 103V105H12V109H14L15 107H17L18 108V110L17 109H14V110H12L11 109V111H14V113L16 112H18L17 113V115H14L15 117L16 116H18V114L20 115L19 117H20V119L22 120L21 122L22 123H20V120L19 119H16V121H14L15 119H13L14 118V116L12 115L13 114V112L12 113H10L11 111H9L8 112V114H10V115H8L7 114V116H11L12 115V119H13V121H12V119L11 118H9V117H7L6 115H4V113H3V111H1V109H4V106H2V105H5V103L4 104H2L1 106V108H0V111L2 112H0L1 114H3L4 116H6L8 119H11V121L10 120H8V121H10L8 124L7 123H5L4 125H5V127L3 126V127H1V129H3V128H5L6 129V132H4L5 133V135L7 134V129H11V127L13 126V122L15 123V125L17 126V124H19L17 127H19V129L21 130V128L23 127L22 125H23V123H25V121L26 122H28L29 124V126L28 125H26V123L24 124V126H26L24 129H22L21 131L22 132H20L21 134H22V136L21 135H19V134H17V133H19V131H16V130H19L18 128H16L15 126L12 128V129H14L15 130V128H16V132H15V135L13 134L14 133V130H12L11 129V132L10 131H8V136L12 133L13 135L11 136L10 135V139H11V137H16V136H20V137H18V139H17V137H16V139L14 140V138H12L11 140L10 139H8V137H7V135L5 136L6 138H4V140H3V138L2 139H0V147H1V145H3V143L6 145V139H7V150H9L10 152H11V149L12 150H14L15 151V153L17 154L16 156V158H14L13 156L15 155V153H14V155L12 156V154L13 153H7V151H5L6 150V148H4L3 149V147H2V149L3 150H0V152L1 151H3V154L6 152L7 154L6 155H3V157H1V159H3L2 161H0V163H2V165H6L7 163H10V164H12V163H14L15 164V160H17L18 159V156H19V158L21 157V156H25V155H30L29 157H27L28 159V162H30V167H31V165H33V162L34 163H38L41 159H36L37 157L36 156H38V155H40V157L42 156H46V154L45 153H47V155L49 154V152H51V150L53 151V147H51L50 146V144H54L55 145V143H57L58 141H56V140H58V139H54L53 138V140H55V141H53L52 140V137H50L51 135H49V134H43L44 132H36V131H34V130H37V128H39L40 127V122L41 123H43V120L45 119L46 121L45 122H49V120L51 119H54V120H52V124H53V121H55V120H59V119H62L61 120V122L62 121H64L63 119H65V116L67 117V115H68V117H70V118H66V120L67 119H72V120H75V121H72L73 123L75 122V123H77V124H79L80 126H79V128H78V132L79 133H82V135L81 134H77V137L79 136V135H81L80 136V139L81 138H83L84 137V139H85V142H84V144H87L86 145V148H85V146H84V150H85V152L84 153H86V155H87V159H90L89 157H91V162L92 163H94V164H92V163H90V160H89V167H90V165H92V168H93V170H91L92 171V173H94L95 172V174H97L98 176H100V177H95V175L93 174V176H94V178L92 177V179H93V181H94V183H96V185L95 184H92L93 183V181H92V183H91V185L93 186H97V184H98V186H99V188H98V186L96 187V189H97V192H95L96 193V196L95 195H93L92 193H91V195L89 194V190H87L88 191V195H90V197L93 195V197L95 196V197H97V199L99 198V199H101V200H99L98 199V201L100 202V204H98L97 203V199L96 198H94V201H95V199H96V208H94V207H92L91 209H93L94 208V210H91L90 208H89V211L88 210H86V211H83V212H80V210L79 209H77V208H75L76 210H78V212L77 211H75V209L73 208V204H71L70 205V203H67L66 201L67 200H70V199H73V197L71 196L72 194H70L69 193V197H67V194L65 195L66 197H64V194H63V198H65V199H63L64 201V203H66L65 205L67 206V204H68V206H67V208H66V206L64 205V203L62 204L64 207H65V211L62 209V208H60V207H63V206H60L59 207V209H62V210H58V208H57V210H53V208H50L49 209V207L47 208V210H45V211H41V210H38V211H40V212H37V211H35L34 212V214L32 213V212H30L28 209H26V208H21V211L23 210V212H19L18 210L20 209V207H26V206H20L19 208H18V206H19V204L18 203H16V204H18L17 206L14 204V201L15 202H18V201H16V199L18 198V197H20V195H19V192H20V190H23V182H25V186H26V182H27V180L25 179V177H26V175H23L22 174V172H25L26 173V170H25V168H26V163H27V161H26V156L23 158V159H21V162H20V160L18 159V161L20 162V163H22V165L20 164V163H18L17 162V164H15V166L17 165L18 167H20L19 169L16 167V169H12V168H14V167H12V166H14L13 164L12 165H9V164H7L6 166V169L8 168L9 170H10V172H14V171H19V172H17V174L18 175H16L15 173L13 174V176L14 177H16L17 178V176H18V178L17 179H19L20 178V169L21 170H23L22 172H21V175H23V176H21V177H23L24 179L22 180V182H21V180L19 179V180H17L16 178H14L13 176H11V174L12 173H9V171H7V170H4L5 169V167L2 169V167L0 168V170H1V172L3 171L4 172V174H7V172H8V176L7 175H5V176H3V177H1V175H2V173H0V179H2V180H0V181H3V182H0V184L1 185H4L5 183H9L10 181L9 180H11L12 178H14V180H12V182H14L15 180H17L16 181V183L14 182V184L11 182V183H9L7 186H10V185H14L15 187L17 186V183H20V184H18V188H19V186H20V188H22V189H18L17 187L16 188H12L11 186V188L10 189H6V190H2L3 188V186L1 187V185H0V192L2 193V191H3V193H2V195H4L5 197L7 196V194H11L10 196H11V198L14 196V198H16V199H14V198H12L13 199V204L10 206L9 205V207H13V205H14V210H12V208H10V210L11 211H9V212H7L8 210H9V207L7 208V207H5L4 206V204L3 203H1V202H3V201H0V203L1 204H3V206L1 205V207H0V209L2 208V207H4L7 211L5 212V209H1V211L2 212H0V214L2 213L3 215L4 214H6L7 216L6 217H8L9 219H11L9 216H11V217H14L13 219L15 220V221H17L18 219L21 221V219H24V218H26L25 220H29V218L31 219V218H33V217H31V216H34V218H36V219H34V220H37V219H49L50 218V216L53 218V219H58V220H63L64 218L65 219H72V218H74V217H77V216H79L80 215V217L83 215V217H81V218H90L91 216L90 215H95V213H96V215L98 214V215H101V219L99 218V216H98V220L101 222H99L98 223V227L100 228V230H101V232H100V230H98L99 231V233H98V240L99 241H94V240H85L84 242L85 243H87L88 241H90L89 242V244L90 243H92L91 245H93V243L95 242V244H94V246H92L91 247V250H90V252H92V251H95V250H97V248L95 247L96 246V242L98 243V242H100L99 243V245H100V247L98 246V244H97V247H98V249H101V250H99V251H102V258L100 257L101 255H100V253L101 252H99V251H95V253L97 252V254H98V252H99V258H100V262H103L104 261V264H111V263H113V262H115V261H118L119 259H118V257H122V256H118L117 257V253L118 252H120V254L122 255V253H121V250L120 251H115V253H116V255H115V257L114 256H111L110 254H109V251H111L112 252V255H113V253H114V251H112L113 249H115V250H119V249H121V246L122 245H120V243H121V240H122V238H120V239H118L119 240V242L117 241V240H114V242L115 243H119V248H118V246H116L115 245V243H113V239H115L116 237H114V236H116L118 233H116V232H119V230L117 231L116 230V228L118 229V227L116 226V224L115 225H112L111 223H113V221L115 220V218H116V220L114 221L115 223H117L116 221H118L119 219H123V214H125L124 215V220H126L125 219V216L127 215L128 217L131 215L130 214V212L131 213H135V211L137 212V213H135V214H133L134 216H137V214L139 215V213H138V211L137 210H134V208H131V210H130V208H129V210L127 209L128 207H130L132 204V206H134V203H132V201H134L135 200V198L132 200V199H129L131 202L130 203H132V204H128L127 206H122L121 204L119 205L118 204V200H119V203H121V201H120V199H122L123 197L122 196H124V194H125V192L126 191H128L127 193H128V197L129 196H131V195H133V197H134V194H136L137 193V191L135 192V193H133L132 194V192H134V191H130V188H133L134 189V187L135 186H137V187H135V188H139L138 187V185H137V183L138 184H140L139 183V181L140 180H135V185H134V187H132L133 186V184H134V182H128V180L129 181H131V178H132V180H133V175H132V173L130 174V169H131V167L129 166V165H125L126 164V162H122V161H125L124 159L127 157L126 156V154H124V153H126L127 152V155L129 154L128 152H135L137 155H138V157H140V155L142 154L141 152H142V150H145V151H143V154L147 151V149H148V145H144V144H141V143H144L142 140L143 139H141V133H138L137 131H136V124H138L139 125V119H138V121H137V118H140V117H137L138 115L139 116H143V115H145V114H143V112L145 111V110H143V111H141V114H138V113H140V111L139 110H142V109H140V108H142V106H143V109H145V106L146 105H148L147 103L145 104V102H147V98H146V96H148L146 93H144L145 92V89H146V91H147V89H150V90H156L158 87H159V89L160 90H163L164 89V86L162 85V81L164 80L162 77H164L165 75H167L166 74V72L168 73V71H169V68H168V65H169V63H170V61H169V58H168V62L166 63L165 62V58L163 59V57L162 56H160V57H162L161 59H163L164 61H162L161 59V61L159 60L158 62H154V64L153 63H151V62H149V63H151L152 65H153V67H152V65L150 64V66H147V68L149 69V67L150 68H152V71H151V73H152V75L150 74V73H146L147 71H149V70H151V69H147V68H145L146 66H144V67H142L143 65H146L147 63H148V60H144V61H147V63L145 64V62L142 60V59H144V57L142 56V55H139L140 54V51L138 52V48L136 47V46H138V44H139V46L138 47H140V46H143V44L142 45H140L142 42L144 43V46L146 47V45L147 44H149V41L150 40H152L150 37V35L153 33H156V27H157V24L155 25L154 23H149L148 22V20H146V22L147 23H149L148 25H149V27H150V30H149V27L147 26H145L144 24V26L146 27V28H148V30L150 31V32H152L151 34H150V32H149V39L148 38H146L147 36H143V35H148V34H145L144 32H148V30L146 31V30H144L143 31V28L145 29V27H143V25L142 26H140V23L142 22H145V20H144V18H140V16L141 17H144V16H147V15H143L144 14V12H141V11H145V14H148V13H150L151 11H153L154 13L155 12H157V11H155L157 8H156V6L155 7H152V5L153 4H149L152 8H155V9H153V10H151L150 8L148 9L147 8V6H146V9H148V10H150V11H148V10H146L145 8H143L142 7V3L143 2H145ZM147 2H148V0H147ZM147 2H146V4H147ZM137 3H139L140 5H138ZM3 4V5H2ZM143 5H144V3H143ZM148 5V4H147ZM138 6H140L141 7V11L140 10H137L138 9ZM154 6V5H153ZM136 7H137V9H136ZM139 7V8H140ZM146 11H148V12H146ZM141 14L142 13V15H139V13ZM138 13V14H137ZM153 13V14H154ZM4 15V16H3ZM139 15V16H138ZM147 17H145V19H146ZM144 20V21H141V20ZM149 19V18H148ZM139 20L141 21V22H139ZM51 21L53 22L51 25L53 26L54 25V23H56L57 24V27L55 28V29H52L53 27L52 26H50V23H51ZM145 22V23H146ZM141 23V24H142ZM132 26V28L133 27H135V28H133V30L132 29H128L127 28V26L130 28V26ZM151 25H154L155 26V28H154V26H153V28H154V30L152 31V29L153 28H151ZM55 26V25H54ZM140 27H141V29H140ZM124 28V29H123ZM127 28V29H126ZM139 30V32H140V34L143 36V38H146L147 40H143V38L141 37L140 38V36H139V38H140V41H139V39L137 38L138 37V35H140L139 33H138V30ZM17 29H19L21 32L24 30V32H25V35L24 36H26L25 37V39L27 40L28 38V41H26V40H24L25 41V43L23 42L22 43V41H23V37H22V35H23V33L21 34V35H17V34H20V33H18V31L16 32V30ZM126 29V30H125ZM122 30H125V31H127V33L129 32V30L131 31H133L132 32V34H136V33H138V35L136 34L135 36H136V38H135V41H139L138 42V44H135V42H133L134 41V38H131V37H135V36H129V33H131V32H129L128 33V36H129V39L127 40H124L125 39V37H128V36H126L127 35V33L124 31V32H122ZM137 31V32H136ZM155 31V32H154ZM136 32V33H135ZM17 33V34H16ZM28 33V34H27ZM122 33H124V34H122ZM17 35V37L18 36H21V37H19V38H21V40L19 41V39L18 40H16V35ZM29 35V37L27 36V35ZM126 34V35H125ZM152 34V38H154V37H156L157 36V33H156V36H154ZM123 35H125V37L123 36ZM124 37V38H123ZM133 39V40H131V39ZM157 38V37H156ZM1 39H3L2 40V42H1ZM30 39H31V44L30 43H28L29 45L28 46H26L25 44H27L26 42H29L30 41ZM109 39H112V40H109ZM138 39V40H137ZM141 39L143 40V41H141ZM108 40L110 41L109 43H111V41H112V45L110 44V46L113 48V46H114V49L111 51H106L107 49H110L111 47L108 45L109 43H108ZM129 40H130V42L132 43H134L136 46V48L137 49H135V47H133L134 46V44L133 45H131V43H129ZM149 40V41H148ZM156 40V42H157V39H155L154 38V41ZM3 41H5V43L3 42ZM15 41H17L16 43H18L19 44V42H21V48L18 46V44H17V46L20 48L19 49V51H18V47L17 46H15L16 44L14 43ZM19 41V42H18ZM107 42L108 44H106V43H104V42ZM126 41H128L127 42V44L125 43ZM145 41V42H144ZM148 41V42H147ZM147 42V43H146ZM153 42V41H152ZM151 42V43H152ZM155 42V43H156ZM103 43V44H102ZM125 43V44H124ZM145 43H146V45H145ZM150 43V44H151ZM154 42H153V44H155ZM2 44H4L2 47H4V48H1V45ZM24 44V45H23ZM104 44L106 45V46H104ZM129 44V45H128ZM6 45H7V51L5 52L4 51V49L6 48ZM103 45V46H102ZM109 47H108V46ZM125 45V46H124ZM15 46V47H14ZM26 47V48H24V47ZM124 46V47H123ZM126 46H128L127 48L130 50V52H128L129 50L127 49V48H125ZM133 47V48H131V47ZM148 46V45H147ZM155 46H156V44H155ZM24 49H23V48ZM105 47V48H104ZM106 47H108L107 49H106ZM124 48V49H123ZM14 49H16V50H14ZM23 49V50H22ZM106 49V50H105ZM127 51H126V50ZM132 49V50H131ZM134 49L136 50L135 52H134ZM14 51L15 52H19V53H14ZM23 52L22 53V55H21V53L20 52ZM126 51V52H125ZM133 53H135L136 55H132L131 53L132 52ZM158 51H159V49H158ZM161 51V50H160ZM130 53L128 56L130 57L131 56V58H133V59H131V58H129L128 56H127V54L128 53ZM137 52H138V54H137ZM2 53V54H3ZM159 53V55H164V53L162 52V53H160V52H158ZM19 54H20V56H19ZM13 55H18L17 57H13ZM138 55L139 56H142V58L141 57H139L138 58ZM21 56H23V57H21ZM135 56H137V57H135ZM18 57H21V58H23V60L26 58L27 59V57H28V59L27 60H24L25 62H26V65L23 63L24 61L22 60V59H20V63H21V60L23 61L21 64L18 62L19 61V59H18ZM15 58H17L18 60H17V63L20 65V67L22 66V65H24V68H25V66H26V68L24 69V70H22V69H18L19 70V72H24L25 71V73H23L22 72V74L21 73H17L18 72V70L16 69V68H18L17 66H16V68H15V64L16 65H18L17 63H15V61H14V59ZM32 60H31V59ZM135 58H136V60H139V61H141V62H139V61H137L138 62V64H139V66H138V68L140 69V67H142L141 68V70H139V69H137V65L138 64H136V60H135ZM167 58H166V60H167ZM141 59V60H140ZM32 61V63L30 62L29 63V61ZM28 62V63H27ZM142 62H143V64H142ZM148 63V64H149ZM1 64L2 65H4V67H2L1 66ZM5 64H8V66L6 65L5 66ZM29 66H28V65ZM134 64V65H133ZM135 64H136V67H134L135 66ZM142 64V65H141ZM147 64V65H148ZM133 67V68H132ZM16 70H15V69ZM135 68V69H134ZM147 69V70H145V69ZM134 69V70H133ZM136 69L137 70H139V71H142L140 74L142 75V78H144L145 79V77L147 76V78H146V81L147 80H149L150 78V82H149V85L147 86V85H145L144 86V79H141V78H138L139 76H137V74H134L135 72H136ZM143 69V70H142ZM168 69V70H167ZM22 70V71H21ZM131 70H132V72L133 71H135L133 74H132V72H131ZM145 70V71H144ZM136 73H138L139 74V72L137 71ZM142 73H145V74H142ZM219 72H217V74H215L214 76H216L217 77V75L218 76H220V73L218 74ZM2 74H4L3 76H2ZM139 74V75H140ZM151 75L150 76V78L148 79V76L149 75ZM20 75V76H19ZM140 75V76H141ZM144 75H146L145 77H144ZM214 76H210L209 78H210V82H212L211 81V78L212 77H214ZM3 77V78H4ZM19 79H18V78ZM166 77V76H165ZM164 77V78H165ZM10 78V79H9ZM161 78L163 79V80H161ZM160 79V81H158ZM214 79H216V78H213V82L215 81ZM220 79H222V77L220 78ZM219 79V77H217V80H220ZM1 80V79H0ZM11 80V81H10ZM12 80H15L14 81V84H15V86L13 85V81ZM5 81H7V82H5ZM10 81V82H9ZM157 81H158V83H157ZM208 81V82H209ZM161 82V83H160ZM209 82V85L211 84ZM212 82V84L210 85V86H217L218 84H215L214 85V83H219V82H221V81H219V82H214L213 83ZM157 84H161L160 86L158 85V87H157ZM163 86V88L161 89V87ZM146 87H148V88H146ZM157 87V88H156ZM4 90V91H5ZM17 90V91H16ZM24 91L22 94L23 95H21V94H19L20 92L19 91ZM149 90V91H150ZM6 91V92H7ZM154 91H152V93L154 92ZM18 92V93H17ZM151 92V91H150ZM69 93V94H68ZM151 93V94H152ZM155 94H156V91L154 92ZM65 94H66V96L68 97V95L69 96H71L70 97V99H69V97L66 99L65 97H62V96H65ZM146 95V96H145ZM4 96V97H3ZM15 99H13V98ZM61 97V98H60ZM10 98L14 101H12V100H10ZM72 98V99H71ZM148 98H149V96H148ZM64 99V100H63ZM62 100V101H61ZM68 100H70V101H68ZM6 101H8V103L6 102ZM43 101H45L46 102V104H45V102L44 103H42ZM81 101H82V103H81ZM145 101V102H144ZM43 104V105H40L41 103ZM80 102V103H79ZM0 103V104H1ZM19 103V104H18ZM79 104V106L82 108H80L77 104ZM144 104V105H143ZM8 105V108H10V106ZM77 107H76V106ZM7 106V105H6ZM40 106H44V107H40ZM14 107V108H13ZM39 108H41V109H39ZM43 109H45V110H47L46 111V113H45V111L43 110ZM77 109H78V112H77ZM181 108H179L178 109V107H174L173 108V110L174 111H172V113L174 112V114H175V117H174V115H173V118H175L174 120V122H176L175 123V126L177 125V126H179V125H182V126H184V127H189V124H190V119H189V115H185V114H188L186 111L185 112H183V111H181L180 110ZM8 110H10V109H8ZM38 110L40 111V110H43V112L42 111H40L39 113H38ZM79 111H81V112H79ZM20 112V113H19ZM160 112V111H159ZM162 112V111H161ZM44 113V115L42 116L41 114H43ZM154 113V112H153ZM185 113V114H184ZM0 114V115H1ZM45 114H46V116H47V119H46V116H45ZM165 114V113H164ZM163 113L161 114V116H160V113L158 114L160 117L158 118L159 120H160V124H158V123H156V122H158L157 121V118H156V121L154 120V118L153 119H151V122H152V120H153V122L152 123H154V124H156V125H154V124H152L151 122H150V124H152L151 126H150V124H148V126L149 127H152L153 125L155 126V128L157 127V128H160V129H162V130H159V132H162L163 130H164V134H167V133H165V131H167V129H168V117H167V115L165 114L164 115ZM3 115L1 116V119H0V126H2V124L4 123V117H3ZM156 115V114H155ZM155 115L153 114L152 115V117H155ZM40 116H42V117H45V118H42V117H40ZM19 117H16V118H19ZM22 117V118H21ZM48 117H49V119H48ZM43 120H42V119ZM23 119L25 120L24 122H23ZM41 119V121H39ZM50 120V121H51ZM57 120V121H58ZM65 120V121H66ZM37 121H39V123H37L36 124V122ZM67 121H69V120H67ZM135 121H137V123L135 124L134 122ZM155 121V122H154ZM6 122V121H5ZM16 122H18V123H16ZM30 122H31V124H30ZM35 122V123H34ZM71 122V123H72ZM112 122V123H111ZM11 123V124H10ZM51 123V122H50ZM118 123H121V125H125V123H128V125H125V126H127L128 128H126V127H124L125 129H126V131H128L129 132V135H128V133H125L126 134V139H124L125 138V134H123L122 135V137L121 138H123L124 140H126V142H127V138H128V136H129V141L127 142V144H126V142L124 143V140H123V142L122 143H124L125 145H119V140H121V138L119 137L121 134V131H124L125 132V130H122L121 129V127H123V126H120ZM124 123V124H123ZM147 123H149V119H148V121H147ZM39 124V125H38ZM76 124V125H77ZM112 124V125H111ZM9 125H12V126H10L9 127ZM32 125V126H31ZM34 125V126H33ZM37 125V128L35 127ZM110 126V128H109V126ZM114 125H115V127H114ZM119 125V126H118ZM147 125V124H146ZM158 125L160 126V127H158ZM191 125V124H190ZM21 126V127H20ZM27 126L29 127V128H27ZM106 126H108V128L106 127ZM182 126H180L181 128H182ZM34 127V128H33ZM80 127H81V129H80ZM113 129H112V128ZM183 127V128H184ZM118 128H120V129H118ZM140 128V125L138 126V128H137V130ZM153 129V127L152 128H150V129H152L153 131L154 130H156V129ZM178 128V127H177ZM1 129H0V131H1ZM34 129V130H33ZM107 129H109V131L110 132H108V130ZM119 130V132H116V131H118ZM33 131L35 134H34V139L36 138V137H38V136H36V135H39V134H37V133H42L41 135H39L40 137H38V138H40L41 139V142H39V143H37L36 145H38V144H40L39 146L41 147V143H42V139L43 140H45L44 138H46V136L47 137H49L48 139L46 138V142L44 141L43 143L45 144V145H47V142H49V141H47V140H51L50 142H52V143H48L49 145H47V146H43V148H47L48 146V149L49 150H47L46 151V149H42V147H41V151H40V147H37V146H33V142H34V139L32 140V139H30V138H32V136H31V132H29V131ZM112 130H115L113 133L111 132ZM121 130V131H120ZM140 130V129H139ZM151 130V131H152ZM4 131V130H3ZM24 131V132H23ZM28 131V132H27ZM25 132H27L28 134L26 135L25 134ZM106 132H108L109 134L107 135L106 134ZM3 132L1 133L0 132V135L2 134H4ZM10 133V134H9ZM111 133L112 134H116V137H115V134H114V138H116L115 140H116V142H114L113 141V136L111 135ZM123 133V132H122ZM177 133V132H176ZM17 134V135H16ZM30 134V135H29ZM118 134H120L119 136H118ZM140 134V135H139ZM1 135V136H2ZM23 135H25V136H28L29 137V139L30 140H32V141H30L29 139H27V142H26V149L27 150H32V147H33V150L36 148H38L39 149V151H38V149L36 150L37 151V154H36V151L34 152L33 150V153H32V151H27L25 148H23L22 146L24 145V142H22L21 141V137H23ZM45 135V136H44ZM112 136V139L110 138L111 136ZM128 135V136H127ZM178 135V134H177ZM0 136V137H1ZM42 136H44L43 138H42ZM83 136V137H82ZM105 136V137H104ZM108 136H110V137H108ZM174 136H176V135H174ZM105 138V140H103L104 138ZM38 138H37V141H39L38 140ZM51 138V139H50ZM103 138V139H102ZM109 138L115 143V144H113V142H111V140H109ZM118 138V139H117ZM120 138V139H119ZM175 138V137H174ZM20 139V140H19ZM24 140H26L25 139V137L23 138ZM78 139V138H77ZM106 139H108L107 141H106ZM141 139V140H140ZM9 140V141H8ZM18 140L20 141V143L18 142ZM23 140V141H24ZM36 140V139H35ZM79 140V139H78ZM82 140V139H81ZM180 139H179V135H178V137L174 140V142L170 145L172 148V152L170 151V153H172V154H169V156L171 157L173 154H174V156H172L171 158L169 157L168 159H170V160H168L167 162H168V164L166 165L167 167V171H166V173H167V175H166V173L164 174V173H162V175L164 174L165 176H161V177H159V178H161V179H167L166 178V176H168V178L171 180V182H172V185H173V183H174V186H175V182L179 185L180 184V182H181V178H180V171L182 170L181 168H180V166L182 167V164L180 165V163H181V160H180V158H182V154H181V152H179V149H180V143H181V140L179 141ZM17 143H16V142ZM36 141V142H37ZM83 141V140H82ZM102 141H103V143H102ZM122 141V140H121ZM140 141H142V142H140ZM29 142H31V145H32V147L31 148H29L27 145L29 144ZM106 142L108 143V144H106ZM112 143L113 145H111L110 143ZM105 144V145H104ZM34 145H35V143H34ZM43 145V144H42ZM53 145V146H54ZM56 145H58L57 146V148L58 149H60V145L57 143ZM111 145V146H110ZM142 145V146H141ZM106 146H108V147H106ZM9 147V148H8ZM55 147V146H54ZM141 147H142V149H141ZM144 147H147L146 149L144 148ZM11 148V149H10ZM23 149H25V151H22V153H21V151L20 150H23ZM56 149V148H55ZM58 149H56L57 151L55 152V156H56V154L59 152L60 153V150L58 151ZM5 151V152H4ZM14 151H12V152H14ZM20 151V152H19ZM27 151V152H26ZM49 151V152H48ZM55 151V150H54ZM88 153H87V152ZM18 152L19 153H21V154H18ZM25 152V153H24ZM28 152H30V153H28ZM40 152V153H39ZM43 152V153H42ZM45 152V153H44ZM61 152H62V149H61ZM112 152V153H111ZM118 153L120 156H119V161L121 162H119L118 163V165L119 164H121V165H125V168H126V171L129 173L128 175H129V177H128V175H127V177H125L126 176V174H124V172H125V170H124V168H121L122 170H124V171H120L119 169H116L117 167L119 168L121 165H117V163H116V161H115V166L116 167H114V166H112V164H110V162H114V160H113V156H116V155H118V154H116V153ZM154 152H155V150H154ZM24 153V154H23ZM27 153V154H26ZM31 153H32V155H31ZM39 153V154H38ZM120 153H123V154H120ZM1 155L0 156H2V152L0 153ZM23 154V155H22ZM44 154V155H43ZM51 154H52V152H51ZM51 154H49V156H48V158H47V161H46V163H45V160L43 161V160H41L40 161V165H38V164H36L37 166H36V168L38 169V175H36V176H39L40 177V179H42V178H44V176H42V171H43V175L46 173V171L49 169V171L51 170V169H56L55 167V165H57V162H56V160L54 161L53 159H57L58 160V158L56 157H50L51 156ZM88 154H90V155H88ZM107 154V155H106ZM108 154H112V156H110L111 158H112V160L113 161H111V158L110 157H108L109 155ZM116 154V155H115ZM181 154V155H180ZM7 155H8V157H9V155H10V157L12 158V161H11V158L9 159L8 157H7ZM27 155V156H28ZM34 155H35V157H34ZM122 155V156H121ZM126 156V157H123V156ZM131 155V154H130ZM132 155H134V154H132ZM45 156H44V158H45ZM52 156H54V154L52 155ZM57 156H59V154L57 155ZM105 156V157H104ZM106 156H107V158H108V160H109V158H110V160H109V163H108V160H106L107 161V163H106V161H105V159H106ZM134 156H136V155H134ZM133 156V157H134ZM4 157H7V159H8V162L7 161H5L6 162V164H3V161H4ZM32 157V158H31ZM35 159H34V158ZM60 157V156H59ZM116 157H118V156H116ZM121 157H123V159H121ZM137 157V156H136ZM137 157V158H138ZM22 158V157H21ZM105 158V159H104ZM136 158V159H137ZM32 159H34L35 161H30V160H32ZM46 159V158H45ZM50 159H52V160H50ZM6 160V159H5ZM9 160H10V162H9ZM23 160V161H22ZM38 161V162H37ZM52 161V163H50V162ZM54 161V162H53ZM4 162V163H5ZM12 162V163H11ZM25 164H24V163ZM41 162H44L45 163V165H44V163H42L41 164ZM48 162V163H47ZM55 162H56V164H55ZM32 163V164H31ZM123 163V164H122ZM18 164H20V166L18 165ZM23 164L25 165V167H23ZM46 164H52L51 166H49V167H46L47 165ZM53 164H55L54 166H53ZM107 164V165H106ZM111 165L112 166V170H114L113 169V167L115 168V170L114 171H118V176H112V174L114 173V171H112L111 170V168H109L108 169V165ZM41 165H44L43 167L44 168H41L42 166ZM96 167H95V166ZM109 165V166H110ZM123 165V166H124ZM41 166V167H40ZM94 166V167H93ZM12 167V168H11ZM41 168L42 169V171H41V169H39V168ZM51 167H53V168H51ZM22 168H24V169H22ZM33 168V167H32ZM35 168V169H36ZM47 170H46V169ZM91 167H90V169H92ZM95 168V169H94ZM96 168L98 169L97 171H96ZM132 168H134V167H132ZM36 169V170H37ZM129 169V170H128ZM134 169H136V168H134ZM133 169V170H134ZM179 169H180V171H179ZM12 170H14V171H12ZM46 170V171H45ZM50 171V173L48 174V175H46L45 177V182L46 183H43L42 185L40 184L41 182H44V181H39L40 179H39V177H37L36 179H38V183L40 184V185H38V186H36L37 187V189H38V191L40 192V187L39 186H42V189H44L43 188V185H44V187H45V190H43V191H46L47 192V190H49V188L51 189V187H52V193L51 194H53V196H55V197H53V198H56L57 196H56V191H57V187H58V185H60L61 184V181H58V180H60V178L58 179V174H53L55 177H57V181H56V178L55 177H53V175L52 176H50L52 173L51 172H53V173H56L55 171ZM110 170L112 171V172H110ZM7 171V172H6ZM31 171H33V169H31ZM45 171V172H44ZM94 171V172H93ZM100 171V175L98 174V173H96V172H99ZM135 171V170H134ZM41 172V173H40ZM120 172H122V174H120ZM126 172V173H127ZM135 172H137V171H135ZM134 172V174L136 175V173ZM24 173V174H25ZM35 174H37V171H35L34 172ZM39 173L41 174V176L39 175ZM57 173H58V171H57ZM109 173H111V174H109ZM139 173V172H138ZM3 174V175H4ZM47 174V173H46ZM115 174V173H114ZM113 174V175H114ZM9 175H10V177H9ZM122 175L127 179V183H124L125 182V179H123V177H122ZM131 175V176H130ZM134 175V176H135ZM181 175H182V173H181ZM48 176H50L49 177V179H47V177ZM72 176V175H71ZM137 176V175H136ZM7 177H9V178H7ZM12 177V178H11ZM52 177V178H51ZM73 177V176H72ZM72 177H69V178H71L72 179ZM112 177H113V179L115 180L114 182L112 181ZM131 177V178H130ZM162 177H164V178H162ZM4 178H6L7 180H8V182H5L4 183V181L6 180H4ZM53 178H55V181H54V179ZM99 178V180L97 181V179ZM116 178V179H115ZM117 178L121 181V182H123L124 184H120L119 182V180H117ZM139 178V177H138ZM158 178V179H159ZM53 179V180H52ZM71 179H69V180H71ZM6 180V181H7ZM42 180H44V179H42ZM48 180V181H47ZM50 180V181H49ZM51 180H52V182H51ZM168 180V179H167ZM182 180H183V178H182ZM19 181V182H18ZM100 181V182H99ZM118 181V182H117ZM169 181V180H168ZM36 182H37V180H36ZM48 182H49V184L50 185H52V183L53 182H55V184H53L51 187H50V185L48 184ZM51 182V183H50ZM70 181H68V183H69ZM74 183H76L75 182V180L73 181ZM97 182H99V183H97ZM117 182V184H118V186H119V188H118V186H114L113 187V185L115 184ZM161 182V180H159V182L158 183H160ZM170 182V181H169ZM169 182H167V184L169 183ZM184 182V181H183ZM182 182V184H184L185 185V182L183 183ZM3 183V184H2ZM28 183H29V181H28ZM56 183H58V184H56ZM60 183V184H59ZM114 183V184H113ZM128 183H130V184H128ZM162 183H163V180H162ZM161 183V184H162ZM37 184V183H36ZM126 184H128V186L130 187H128ZM132 184V185H131ZM169 184H171V183H169ZM182 184L180 185V186H182ZM189 184V183H188ZM46 185H47V188H46ZM49 185V186H48ZM55 185V186H54ZM57 185V186H56ZM120 185L121 186H123L124 187V185L127 187V188H125V192L123 191V187H120ZM131 185V186H130ZM177 185V186H178ZM6 186V184L4 185V187ZM13 186V187H14ZM53 186L55 187L54 189L56 190H53ZM93 186V187H94ZM139 186H142V184L141 185H139ZM180 186H178V187H176L177 189L178 188H182V191L181 192H186L185 190H186V187L184 186V188H183V186L182 187H180ZM39 187V188H38ZM67 187H68V184H67ZM66 187V188H67ZM94 187V188H95ZM117 187V188H116ZM7 188V187H6ZM25 188V187H24ZM26 188H27V186H26ZM86 188H89V187H87L86 186ZM114 188V189H113ZM128 188H129V190H128ZM12 189H14L13 191H10V190H12ZM16 189V190H15ZM36 189V190H37ZM100 189V190H99ZM116 189V190H115ZM127 189V190H126ZM140 189V188H139ZM139 189H138V191H139ZM183 189H184V191H183ZM189 189H190V187H189ZM114 190H115V192H114ZM118 190H121V192L120 191H118ZM132 190V189H131ZM137 190V189H136ZM141 190V189H140ZM6 191V193H4ZM8 191H10V193H8ZM17 191L18 192V195H16L17 194V192H16V194H15V192ZM25 191V190H24ZM24 191H22V192H20V194L22 195V193L23 194H25L26 195V193L24 192ZM43 191L41 190V192L39 193V192H36V194H37V196L38 195H40L41 193H42V197H41V200H42V198L44 197V195L46 194H48V196L50 195V191H48L47 193H43ZM86 191V190H85ZM96 191V190H95ZM98 191H101V192H99L98 193ZM116 191H117V194H119L118 195V200L116 201L114 198H115V196H114V198H112V200H114V201H116L115 203L117 204V205H115V203H114V201H113V205H112V200H111V196H113V194L115 193V195H117L116 194ZM141 191H143V192H145L146 193V191L144 190V188H142V190ZM11 192H14V195H12V193ZM55 192V193H54ZM118 192H120V193H118ZM122 192H124L123 193V195L121 194ZM129 192H131V195L129 194ZM176 192H177V190H176ZM187 192H190V193H184V194H191V190H188ZM0 193V194H1ZM93 193H94V191H93ZM94 193V194H95ZM100 195L99 197H98V195ZM122 196H121V195ZM188 195L186 196V199L185 200H188L191 196L189 195V197H188ZM1 196V195H0ZM4 196H2V198H4ZM17 196V197H16ZM47 196V197H48ZM70 196H71V198H70ZM122 197V198H120L119 199V197ZM126 196V197H127ZM8 197H9V195H8ZM93 197H91V198H93ZM125 196H124V200L125 199H127ZM132 197V196H131ZM22 198H26V196L25 197H23L22 196ZM21 197L19 198L20 200L22 199ZM39 199H40V197H38ZM46 198V197H45ZM49 199L51 198V195H50V197H48ZM66 198H68V199H66ZM188 198V199H187ZM4 199H6L7 201H9V199H7V197L6 198H4ZM18 199V200H19ZM47 199V198H46ZM60 199H62V195H61V197L60 196H58L57 197V200H55V199H52L51 198V201L50 202H56V201H59ZM116 199H117V197H116ZM191 199V198H190ZM0 200H1V198H0ZM3 200V199H2ZM23 200V199H22ZM25 200V199H24ZM111 200V201H110ZM124 200H122V201H124ZM158 201H160L159 199H158ZM177 201H179V200H177ZM176 201V202H177ZM190 200H188V202H189ZM60 202V201H59ZM111 202V203H110ZM182 201H179V203H176V204H181L183 207H184V205H186V202H185V204L183 205V202H184V200H183V202L181 203ZM39 203V202H38ZM42 205H44L43 203H42V201L40 202ZM39 203V204H40ZM8 204V203H7ZM175 204V205H176ZM69 205L71 206V208H73V209H71V208H69ZM100 206V209L97 207V206ZM181 205H179V206H181ZM16 206V207H15ZM41 206V205H40ZM49 206V205H48ZM112 206H114V207H112ZM117 206V207H116ZM179 206L177 207V206H174V207H176L177 208V210H176V213L178 212V214L181 212V215H180V217H182V219H187L186 217H184L186 214H182V213H184L185 212V209L186 208H183L182 206V210H184L183 212L180 210V208H179ZM116 207V208H115ZM120 208V209H117V208ZM122 207V208H121ZM124 207V208H123ZM190 207V206H189ZM16 208V209H15ZM39 208V205H38V207H37V209ZM41 208V207H40ZM43 209H45L44 207H42ZM191 208V207H190ZM25 209V210H24ZM36 209V208H35ZM48 209H49V211H48ZM85 209H88V208H85ZM85 209H83V210H85ZM95 209H97L98 210V213L97 212H95V211H97V210H95ZM123 209V210H122ZM128 210V211H124V210ZM99 210H100V212H99ZM156 209H154V210H150L151 212H153V213H151L150 212V216L148 217L149 219L151 218V216H153L154 215V213H155V216H154V218L152 217V219H155V217H156V215L157 214H159L158 212H157V210H159V209H157L156 211H155ZM190 209L189 208H187L186 209V213H187V211H188V213L191 211V210H193V211H191L189 214H194V216H195V213L196 212H198V211H194V209L193 208H191V210L189 211ZM27 211H29L28 213H27ZM46 211H48V212H46ZM82 211V210H81ZM93 212V214H92V212ZM155 211V212H154ZM175 211V210H174ZM218 212H219V210H217ZM127 212H129V214L127 213ZM156 212H157V214H156ZM164 212H166L165 211V209H164V211H163V213ZM215 212H216V210H215ZM218 212H216V213H218ZM30 213H32V214H30ZM101 213V214H100ZM147 213H149V212H147ZM175 213V214H176ZM1 214V215H2ZM82 214V215H81ZM152 214V215H151ZM188 214V215H189ZM31 215V216H30ZM90 217H89V216ZM122 215V216H121ZM183 215V216H182ZM188 215H186V216H188ZM217 215H219V213L217 214ZM28 216H29V218H28ZM47 216V218H43V217H46ZM49 216V217H48ZM118 216H121V217H119L118 218ZM126 216V217H127ZM134 216H130V217H133L134 218ZM176 216H178L177 214H176ZM175 216V217H176ZM194 216H192V215H190L189 217H188V220H189V218L191 217V219L190 220H192V217H194ZM3 217V216H2ZM79 217V218H80ZM159 217H161L160 215L159 216H157V219H159ZM52 218H50V219H52ZM62 218V219H61ZM94 218V217H93ZM179 218V216L178 217H176V221H177V219ZM13 219H11V221L13 220ZM64 219V220H65ZM121 219V220H122ZM148 219V220H149ZM179 219H181V218H179ZM182 219L180 220V221H182ZM13 220V221H14ZM19 220L17 221V222H19ZM112 220V221H111ZM124 220H123V222H124ZM14 221V222H15ZM24 221V220H23ZM150 221V220H149ZM152 221V220H151ZM180 221H178L177 223L180 225V223H181V230H182V232H183V230L185 229V226H183V224L185 225L187 222H180ZM187 221V220H186ZM193 222H194V219L192 220ZM192 221L190 222L189 221V223H187L186 224V226L187 225H191V223H192ZM22 222V221H21ZM111 222V223H110ZM118 222H121L120 220L118 221ZM177 223H175V225H176V227H178L177 229H176V231L177 230H179L180 228H179V226H177L178 224ZM114 224V223H113ZM192 224H194V223H192ZM101 225V226H100ZM114 226H116V227H114ZM188 226V227H189ZM193 226V225H192ZM184 227V228H183ZM191 227V226H190ZM189 227V228H190ZM190 229H193L194 230V227H191ZM189 229V234H188V236H190V233H191V236L193 237V234H192V232H193V230L191 231ZM180 230V231H181ZM159 231H160V229H159ZM179 231V232H180ZM156 232H158V230L156 231ZM155 232V233H156ZM178 232V233H179ZM101 233V235H99ZM116 235H115V234ZM155 233H152V238L150 239V245L152 246V248H153V250L152 251H154V252H152V253H154V254H157V252L155 253V248H162L161 246H159V245H157V241H159L158 242V244H160L161 245V241H160V237H159V235H160V233H157L158 235H157V237L158 238H155L154 237V235H155ZM177 232H176V234H178ZM182 234V233H181ZM112 235H114L113 237H112V239H111V236ZM180 235V234H179ZM179 235H176L177 236V238H178V236ZM100 236H101V239H100ZM117 236H119V234L117 235ZM182 236H186V235H181L180 236V239L179 240H181V239H183V240H185ZM188 236H186V237H188ZM157 239H159V240H157ZM178 240V241H179ZM187 240V239H186ZM190 240V241H189ZM87 241V242H86ZM94 241V242H93ZM191 241L193 242V238H188V240L187 241H184V243L182 242H180L177 246H178V248H177V251H176V247H175V255H176V253H177V255H178V258L181 260V259H183V256L184 255H182V253H185L184 251H183V248H184V250L186 249V242H188V244L190 243V246H191ZM123 242V241H122ZM135 244V243H134ZM22 245V249L24 248L23 247V245L25 246V244H24V242H21V244H20V246ZM70 245H72V246H74V241L72 242V244H70ZM83 245H85V244H83ZM87 245H88V243L85 245V247H87ZM114 245L116 246V248H118V249H116V248H113L114 247ZM149 245V247H151ZM176 245V244H175ZM1 247L0 248H3V250L5 251L6 249H4V247L6 248V246H7V248H8V245H6L5 244V246L4 247H2L3 246V244H1L0 245ZM68 246V245H67ZM66 246V247H67ZM124 246V245H123ZM10 247V246H9ZM89 247V246H88ZM87 247V248H88ZM130 247V246H129ZM128 246L126 247L128 250H130L131 248H129ZM69 248V252H71L70 250V248H71V246L70 247H68ZM96 248V249H95ZM158 248L156 249V250H158ZM10 248H8L6 251H7V253H8V250H9ZM21 249V251L23 252V250ZM25 249V248H24ZM72 249H73V247H72ZM90 248H88V250H89ZM124 248H122V250H123ZM1 251V249H0V251L1 252H4V251ZM134 250V249H133ZM136 250V254H138L139 253V250H138V253H137V249H135ZM134 250V251H135ZM5 251V252H6ZM12 251V250H11ZM73 251V250H72ZM125 251H126V249H125ZM124 251V252H125ZM133 251V252H134ZM160 251H161V249H160ZM183 251V252H182ZM186 251V250H185ZM68 252V253H69ZM110 252V253H111ZM159 252V251H158ZM9 253H10V250H9ZM17 253V252H16ZM26 251H25V254H24V252H23V254H24V256H27L26 255ZM92 253H94V252H92ZM28 254V253H27ZM69 254H71V253H69ZM119 254V255H120ZM135 254V255H136ZM9 255H12V253H10ZM13 255H16V254H13ZM111 257H114L113 258V260L114 259H116V260H114V261H112L111 259H110V256ZM157 255H159V253L157 254ZM2 256V257H1ZM138 257H139V255H137ZM136 256V257H137ZM0 257H1V261H2V263L4 262L5 264H7L6 262H9V260H13V264H15V263H19V262H21V264H23L24 262V264H27L26 262L28 261V260H26L27 259V257L25 258V260L26 261H24L23 262V260L22 259H24L23 257H22V259H19V257H17L16 258V256H14V258L12 257V256H10V258L8 257V260H7V257L6 256H4V255H0ZM5 257V258H4ZM69 257H72L71 255L69 256ZM182 257V258H181ZM6 259L5 261H4V259ZM154 258V257H153ZM15 259H17L16 260V262L14 263V261H15ZM18 259H19V262H18ZM72 259V258H71ZM103 259V260H102ZM118 259V260H117ZM138 259V258H137ZM178 259V260H179ZM73 260V259H72ZM109 260H110V262L111 263H109ZM176 260H177V256H176ZM177 260V261H178ZM0 261V262H1ZM74 261H76V259L74 258ZM119 261H121V260H119ZM115 262V263H120V262ZM155 261V260H154ZM178 262H180V261H178ZM182 262V261H181ZM10 264H12L11 263V261L9 262Z\"/></svg>","mask_w":264,"mask_h":264}]
</instances>
